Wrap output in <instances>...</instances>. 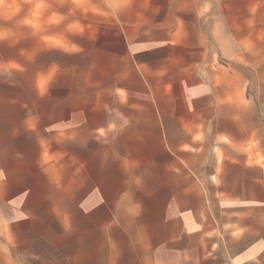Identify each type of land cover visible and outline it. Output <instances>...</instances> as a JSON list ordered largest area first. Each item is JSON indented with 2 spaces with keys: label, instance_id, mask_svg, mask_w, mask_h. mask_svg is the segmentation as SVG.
I'll use <instances>...</instances> for the list:
<instances>
[{
  "label": "crops",
  "instance_id": "obj_1",
  "mask_svg": "<svg viewBox=\"0 0 264 264\" xmlns=\"http://www.w3.org/2000/svg\"><path fill=\"white\" fill-rule=\"evenodd\" d=\"M109 8L0 47V264H264V0Z\"/></svg>",
  "mask_w": 264,
  "mask_h": 264
},
{
  "label": "rangeland",
  "instance_id": "obj_2",
  "mask_svg": "<svg viewBox=\"0 0 264 264\" xmlns=\"http://www.w3.org/2000/svg\"><path fill=\"white\" fill-rule=\"evenodd\" d=\"M204 0H77L79 7H77L75 15L71 17L68 23L72 24V33L65 34V25L59 26H45L40 29L35 35L30 30L23 29L17 32L14 40L0 42V47L4 48V52L11 49L14 45H18L21 49V63L25 66L35 65L36 67H43L48 65L51 60V54L54 52H47L39 50V47L45 41H73L80 40L78 35H88L94 31L99 25L103 24L102 20L113 16L117 10L109 8V4L116 7L127 5L132 10H137L141 5H158L162 7H169L172 9L177 8H192L198 3H203ZM12 0H0V14L5 11L4 4H10ZM143 7V6H142ZM60 12H66L67 8L61 7L58 9ZM80 37V38H79ZM82 40V39H81ZM33 46L35 48L33 49ZM30 58V62H28ZM33 62V63H31Z\"/></svg>",
  "mask_w": 264,
  "mask_h": 264
},
{
  "label": "clouds",
  "instance_id": "obj_3",
  "mask_svg": "<svg viewBox=\"0 0 264 264\" xmlns=\"http://www.w3.org/2000/svg\"><path fill=\"white\" fill-rule=\"evenodd\" d=\"M67 8L66 12L58 9ZM79 7L77 0H12L10 4H4L5 11L0 14V42L14 40L18 31L27 29L35 35L42 27L65 25L64 32L72 33V24L68 21L75 15ZM63 47V45H61ZM71 50H78L76 45ZM64 51H69L64 48ZM57 71L54 64L50 69V75Z\"/></svg>",
  "mask_w": 264,
  "mask_h": 264
}]
</instances>
